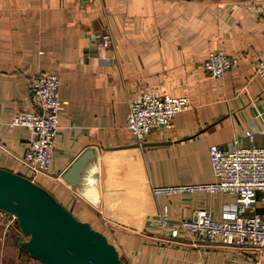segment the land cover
<instances>
[{
	"label": "crops",
	"instance_id": "1",
	"mask_svg": "<svg viewBox=\"0 0 264 264\" xmlns=\"http://www.w3.org/2000/svg\"><path fill=\"white\" fill-rule=\"evenodd\" d=\"M263 14L264 0H0V166L33 177L23 162L31 131L12 121L33 80L58 72L61 128L48 174L35 179L107 233L126 264H264V249L170 240L154 225L159 213L180 221L203 207L221 219L236 208L235 194L153 191L216 181L212 144L264 145ZM106 31L110 48L101 44ZM219 49L239 61L213 77L204 60ZM157 88L193 106L138 143L127 127L129 97ZM90 147L97 157L73 186L63 173ZM25 238L0 210V264H42L20 247Z\"/></svg>",
	"mask_w": 264,
	"mask_h": 264
},
{
	"label": "built area",
	"instance_id": "2",
	"mask_svg": "<svg viewBox=\"0 0 264 264\" xmlns=\"http://www.w3.org/2000/svg\"><path fill=\"white\" fill-rule=\"evenodd\" d=\"M101 44L104 48L114 45L109 31L103 33ZM238 61V57L225 50H213L204 60V67L211 76L222 77ZM257 74L264 78V51L258 55ZM61 83L58 72L40 73L32 82L31 96L12 121V124L26 125L31 131V143L23 162L34 179L41 174H48L52 163L61 128ZM192 106L189 96H175L167 89L138 91L129 97L127 127L136 142L144 143L155 128L160 125L171 127L175 116ZM246 134L252 140L255 139L252 131ZM209 150L216 181L155 186L153 191L156 195L186 191L229 192L236 195V208L225 212L221 219L214 218L206 207L199 210L198 217L180 221H170L163 212L154 217V225L170 240L187 237L195 242L201 240L264 249V212H257L259 200L264 202V145L235 144L231 148H224L212 144Z\"/></svg>",
	"mask_w": 264,
	"mask_h": 264
},
{
	"label": "water",
	"instance_id": "3",
	"mask_svg": "<svg viewBox=\"0 0 264 264\" xmlns=\"http://www.w3.org/2000/svg\"><path fill=\"white\" fill-rule=\"evenodd\" d=\"M96 157L95 148L86 149L63 179L77 186ZM0 210L15 217L26 236L20 247L42 264H126L107 233L77 216L46 185L1 166Z\"/></svg>",
	"mask_w": 264,
	"mask_h": 264
},
{
	"label": "rangeland",
	"instance_id": "4",
	"mask_svg": "<svg viewBox=\"0 0 264 264\" xmlns=\"http://www.w3.org/2000/svg\"><path fill=\"white\" fill-rule=\"evenodd\" d=\"M214 77V76H213ZM190 98V97H189Z\"/></svg>",
	"mask_w": 264,
	"mask_h": 264
}]
</instances>
